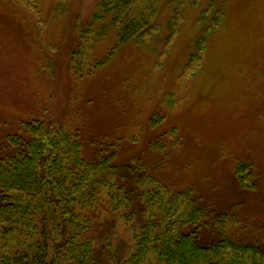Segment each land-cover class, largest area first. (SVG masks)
Listing matches in <instances>:
<instances>
[{"label":"rangeland","instance_id":"1","mask_svg":"<svg viewBox=\"0 0 264 264\" xmlns=\"http://www.w3.org/2000/svg\"><path fill=\"white\" fill-rule=\"evenodd\" d=\"M56 2L0 0V141L22 120L50 117L79 132L83 157L120 146L121 174L138 158L157 167L155 175L167 186L193 185L213 209L235 207L249 228L264 229V190H243L233 175L235 161L244 160L264 177V0H198L196 8H185L159 64L166 30L149 46H121L79 80L69 66L79 41L76 23L89 19L96 0H67L62 15L55 13ZM210 2L223 8L224 20L207 37L197 76L182 80L181 67L207 23L198 24L200 10ZM162 9L161 22L170 14L167 5ZM114 41L99 42L92 57L101 59ZM153 116L162 119L151 125ZM171 129L179 147L159 167L164 155L147 147L160 138L170 143L165 135ZM94 226L102 264L128 255L131 241L119 221L103 213Z\"/></svg>","mask_w":264,"mask_h":264},{"label":"trees","instance_id":"2","mask_svg":"<svg viewBox=\"0 0 264 264\" xmlns=\"http://www.w3.org/2000/svg\"><path fill=\"white\" fill-rule=\"evenodd\" d=\"M66 1L57 0L56 15L63 14ZM197 1L96 0L89 19L76 23L79 41L69 57L73 77L96 72L123 45H151L166 30L159 64L178 36L185 8H196ZM23 2L30 6L32 0ZM164 5L170 14L161 22ZM224 17L223 8L211 2L200 10L198 24L207 23L181 67L182 80L197 76L207 37ZM110 36L112 46L94 59L96 45ZM160 119L153 116L151 125ZM165 136L170 143L160 138L147 147L164 155L159 167L179 147L175 129ZM110 147L83 157L79 132L50 117L22 120L17 132L0 141V264H102L94 223L103 213L119 221L131 241L128 255L112 264H264V229L249 228L235 207L213 209L193 185L167 186L155 175L157 167L151 170L138 158L128 160L127 174H121L120 146ZM233 175L243 190H264V177L251 162L235 161Z\"/></svg>","mask_w":264,"mask_h":264}]
</instances>
